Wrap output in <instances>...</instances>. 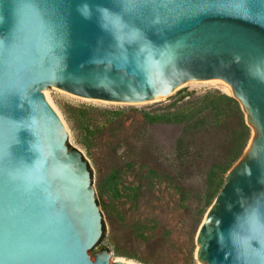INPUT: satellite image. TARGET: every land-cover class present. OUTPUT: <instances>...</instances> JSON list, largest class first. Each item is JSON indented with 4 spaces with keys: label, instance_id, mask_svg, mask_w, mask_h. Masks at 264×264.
<instances>
[{
    "label": "water",
    "instance_id": "water-1",
    "mask_svg": "<svg viewBox=\"0 0 264 264\" xmlns=\"http://www.w3.org/2000/svg\"><path fill=\"white\" fill-rule=\"evenodd\" d=\"M97 6L116 14L115 35ZM205 81L229 85L251 136L199 225L195 259L237 264L221 233L238 214L264 217V0H0V264H137L108 250L91 259L103 232L91 172L45 89L135 104ZM240 228L241 258L258 264L264 235Z\"/></svg>",
    "mask_w": 264,
    "mask_h": 264
},
{
    "label": "rangeland",
    "instance_id": "rangeland-1",
    "mask_svg": "<svg viewBox=\"0 0 264 264\" xmlns=\"http://www.w3.org/2000/svg\"><path fill=\"white\" fill-rule=\"evenodd\" d=\"M213 90L230 96L220 81L189 82L167 98L135 104L44 90L45 100L66 128L67 143L82 154L90 169L104 225L100 246L106 247L110 261L200 264L195 259V235L207 211L205 184L211 158L193 162L187 182L177 192L163 176L178 170L173 153L184 127L150 122L146 116L165 114L168 105L186 94L200 96ZM203 139L209 151L217 148L219 138L213 133L192 138L196 147ZM100 246L89 251L91 259Z\"/></svg>",
    "mask_w": 264,
    "mask_h": 264
},
{
    "label": "trees",
    "instance_id": "trees-1",
    "mask_svg": "<svg viewBox=\"0 0 264 264\" xmlns=\"http://www.w3.org/2000/svg\"><path fill=\"white\" fill-rule=\"evenodd\" d=\"M167 110L169 111L161 116H146L150 122L159 120L184 127L183 135L177 139L173 153V161L178 170L173 176L163 177L180 193L190 176L193 162L203 161L206 156H209L211 162L206 173L205 184V206L208 209L223 185L225 174L245 150L251 135L250 128L245 124L238 102L218 90L206 91L200 96L186 94L168 105ZM80 117L84 125L86 118L84 115ZM87 127L88 125L86 126L88 130ZM212 133L219 138L216 149L209 151L208 143L204 139L199 146H195L192 140L195 135L203 138ZM205 212L206 210L204 214ZM102 230V236L95 247L100 246L104 238L103 223ZM101 250L107 249L100 246Z\"/></svg>",
    "mask_w": 264,
    "mask_h": 264
},
{
    "label": "clouds",
    "instance_id": "clouds-1",
    "mask_svg": "<svg viewBox=\"0 0 264 264\" xmlns=\"http://www.w3.org/2000/svg\"><path fill=\"white\" fill-rule=\"evenodd\" d=\"M77 10L85 19L91 18V8L87 3L80 5ZM97 12H99L100 14V26L105 30H111L115 35L114 26L108 24V21L106 19V14L108 15H116V14H113L108 9L100 6H97ZM29 179L31 180L32 178L30 177ZM35 182L39 183L38 178L35 180ZM249 215L250 214H245V213L238 214L233 224L229 227L227 234L221 233V235L224 236V240L221 243V247L231 248L232 254H234L236 257L237 264H247L246 257L243 259L241 258V254L246 253V249L243 247V244L240 239L244 235L243 231L240 228L241 223H243L249 231H251L255 227L259 234L264 235V217H261L258 214L255 217V221L251 222L248 219ZM241 217H244V219L241 220ZM255 244L258 245V242H255ZM257 262L258 264H264V256L258 257Z\"/></svg>",
    "mask_w": 264,
    "mask_h": 264
},
{
    "label": "bare ground",
    "instance_id": "bare-ground-1",
    "mask_svg": "<svg viewBox=\"0 0 264 264\" xmlns=\"http://www.w3.org/2000/svg\"><path fill=\"white\" fill-rule=\"evenodd\" d=\"M220 82H223V81H220ZM223 84H224V86H225L227 89H229V90H230V87H229V85H228V84H226L225 82H223Z\"/></svg>",
    "mask_w": 264,
    "mask_h": 264
}]
</instances>
